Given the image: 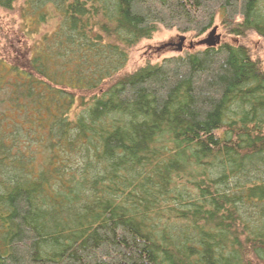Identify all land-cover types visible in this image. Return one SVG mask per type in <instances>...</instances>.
Here are the masks:
<instances>
[{
  "label": "trees",
  "instance_id": "1",
  "mask_svg": "<svg viewBox=\"0 0 264 264\" xmlns=\"http://www.w3.org/2000/svg\"><path fill=\"white\" fill-rule=\"evenodd\" d=\"M17 6L0 264H264L261 58L224 41L125 72L161 25L264 38V0H0Z\"/></svg>",
  "mask_w": 264,
  "mask_h": 264
},
{
  "label": "rangeland",
  "instance_id": "2",
  "mask_svg": "<svg viewBox=\"0 0 264 264\" xmlns=\"http://www.w3.org/2000/svg\"><path fill=\"white\" fill-rule=\"evenodd\" d=\"M22 28L19 6L11 11L0 10V52L7 53V47L15 48L9 53L23 55L25 50L20 47L23 36L20 33ZM48 30L54 29V21L48 27ZM217 29L215 38L220 36V42L216 45L229 41L236 44L245 43L257 58H261L264 67V38L256 33H249L245 38L238 39L236 36H230L221 25L220 16L217 17L215 25L204 35L195 36L193 32H181L176 28H166L159 26L158 31L150 38L144 39L134 46L130 51V60L125 72L131 73L148 64H159L164 59L174 56H183L197 50H203L207 47L204 40L210 37L213 29ZM7 55V54H6ZM11 56V55H10Z\"/></svg>",
  "mask_w": 264,
  "mask_h": 264
},
{
  "label": "water",
  "instance_id": "3",
  "mask_svg": "<svg viewBox=\"0 0 264 264\" xmlns=\"http://www.w3.org/2000/svg\"><path fill=\"white\" fill-rule=\"evenodd\" d=\"M216 32H217V29L216 28L213 29V31L211 32L210 37L207 38L206 40H204L203 43H205L209 47L216 46L220 42V36L215 38Z\"/></svg>",
  "mask_w": 264,
  "mask_h": 264
}]
</instances>
